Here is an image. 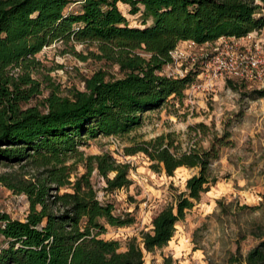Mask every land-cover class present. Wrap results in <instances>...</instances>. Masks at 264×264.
Listing matches in <instances>:
<instances>
[{"label": "trees", "instance_id": "trees-1", "mask_svg": "<svg viewBox=\"0 0 264 264\" xmlns=\"http://www.w3.org/2000/svg\"><path fill=\"white\" fill-rule=\"evenodd\" d=\"M72 3L77 9L67 10ZM118 3L128 5L132 15L142 6V24L152 23L131 26ZM263 26L264 0H0V159L38 170L30 179L0 174V183L24 193L29 202L24 219L0 211L5 243L0 264H143L144 251L167 245L186 210L215 183L209 167L229 134L215 136L206 149L183 152L168 134L125 147L127 155L142 152L152 167L162 165L167 176L181 166L199 171L186 179L174 202L152 217L141 240L130 238L124 250L118 240L100 235L106 224L127 226L133 217L115 214L111 202L99 200L91 176L96 171L103 177L106 191L128 187L130 164L117 162L109 152L84 155L79 146L98 135H126L142 124L147 111L171 96L183 98L197 72L163 73L178 42L201 45ZM57 41L95 44V58L116 66L118 75L99 68L82 77V89L71 87L62 94L55 86L38 104L27 105L42 92V82L32 76L39 64L35 54ZM248 95L264 97V86ZM72 155L84 167L74 180L71 165L65 164ZM62 186L70 190L59 193ZM244 262L264 264V240Z\"/></svg>", "mask_w": 264, "mask_h": 264}, {"label": "rangeland", "instance_id": "rangeland-1", "mask_svg": "<svg viewBox=\"0 0 264 264\" xmlns=\"http://www.w3.org/2000/svg\"><path fill=\"white\" fill-rule=\"evenodd\" d=\"M76 3L67 10L77 9ZM129 24L143 27L141 11L129 14L128 5L118 3ZM251 39L261 40L264 48V26L252 31ZM251 39H242L248 43ZM218 39L201 45L178 42L177 54L163 67V73L180 76L196 71L193 83L197 89L187 88L181 100L172 96L158 109L147 111L142 124L123 136L98 135L86 138L79 146L84 155L109 152L117 162L130 164L128 187L106 191L105 180L93 171L91 180L102 202H111L115 214L130 212L133 222L115 227L106 224L100 235L104 239L118 240L120 250L127 241L141 231L151 229L152 217L163 207L174 202L178 193L185 190V181L198 174L197 167L181 166L172 176H167L162 165L152 167V162L142 152L125 154V147L149 140L160 134H168L178 152L192 147L206 149L215 136L227 132L229 138L219 147L218 156L211 161L209 172L216 178L210 190L201 195L194 206L186 210L185 217L175 225V233L169 243L152 252L144 251L143 264H245L247 252L264 240V97L250 98L248 92L261 88L254 81L212 78L208 61L215 52ZM95 44L60 41L44 46L35 54L39 62L32 76L42 84V92L29 100L27 105L38 104L50 88L57 86L62 94L71 87L83 88V76L104 68L118 75L117 67L95 58ZM82 57H85L84 59ZM247 92V95H246ZM71 165L70 179L84 171L77 155L65 160ZM38 170L31 165L11 163L0 159V174L26 179ZM110 173L109 176H112ZM70 190L66 186L59 193ZM29 202L24 193H17L0 183V211L11 218L24 219ZM5 245L0 236V246Z\"/></svg>", "mask_w": 264, "mask_h": 264}, {"label": "built area", "instance_id": "built-area-1", "mask_svg": "<svg viewBox=\"0 0 264 264\" xmlns=\"http://www.w3.org/2000/svg\"><path fill=\"white\" fill-rule=\"evenodd\" d=\"M251 35L252 32H249L242 37L221 36L218 38L219 42L214 47L215 52L208 61V70L212 78L254 81L260 84V87L264 86V48L261 40L251 39ZM245 38L251 40L241 44L240 40ZM188 41L190 46L198 45ZM169 53L173 58L178 53L176 47ZM199 87L200 84L193 82L188 86L194 90Z\"/></svg>", "mask_w": 264, "mask_h": 264}, {"label": "crops", "instance_id": "crops-1", "mask_svg": "<svg viewBox=\"0 0 264 264\" xmlns=\"http://www.w3.org/2000/svg\"><path fill=\"white\" fill-rule=\"evenodd\" d=\"M168 243H169V241H168ZM164 247V246H163Z\"/></svg>", "mask_w": 264, "mask_h": 264}]
</instances>
